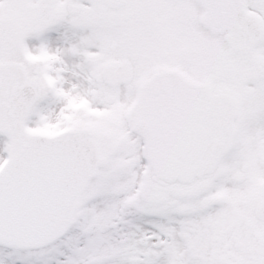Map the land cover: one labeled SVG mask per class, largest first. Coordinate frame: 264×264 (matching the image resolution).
Wrapping results in <instances>:
<instances>
[{
	"label": "snow or ice",
	"instance_id": "6c2138e0",
	"mask_svg": "<svg viewBox=\"0 0 264 264\" xmlns=\"http://www.w3.org/2000/svg\"><path fill=\"white\" fill-rule=\"evenodd\" d=\"M0 264H264V0H0Z\"/></svg>",
	"mask_w": 264,
	"mask_h": 264
}]
</instances>
